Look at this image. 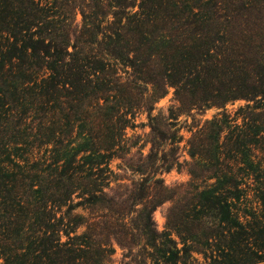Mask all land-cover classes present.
I'll use <instances>...</instances> for the list:
<instances>
[{"label": "trees", "instance_id": "16d2710c", "mask_svg": "<svg viewBox=\"0 0 264 264\" xmlns=\"http://www.w3.org/2000/svg\"><path fill=\"white\" fill-rule=\"evenodd\" d=\"M136 1L0 0L1 264H264V0ZM169 87L180 113L260 102L205 120L174 185L177 132L136 160L125 132ZM115 157L140 178L111 186Z\"/></svg>", "mask_w": 264, "mask_h": 264}, {"label": "rangeland", "instance_id": "374dc122", "mask_svg": "<svg viewBox=\"0 0 264 264\" xmlns=\"http://www.w3.org/2000/svg\"><path fill=\"white\" fill-rule=\"evenodd\" d=\"M138 1L139 0L136 1V5L133 8L134 11L138 9ZM79 20L80 14L77 13V21ZM176 105L177 104L173 99V88L169 87L167 88L166 93L154 102L149 113L145 110L137 111L125 130L126 136L129 138L127 145L131 146L129 149V156H132L134 160L140 159V155L144 157L148 153L150 147L149 140L151 126H157L162 130H174L181 137L177 151L178 160L182 163L180 169L173 168L168 172H163L159 175L166 185L185 183L189 180L185 163L190 162L192 159L187 152V140L205 120L211 119L213 116H216L223 111L230 116H233L236 111H239V108L244 110L246 106H248V109H246L248 111H260V102L253 100L246 101L244 99L227 102L223 108L211 106L202 111H196L193 109L189 113L178 112L176 110ZM150 117L153 119L150 120ZM237 122H241L240 116L237 118ZM109 165L116 177L121 178L117 179V181H112L111 186H115L117 182L130 186L132 182H135L140 178V175L136 172H132L129 169L123 170L119 158H111ZM171 205V201H165L153 211L152 216L159 231H164L165 229V213ZM79 212L83 213L81 209H79ZM172 237L177 239L174 234H172ZM192 255L196 258L194 264L209 263V260H203L201 254L192 253ZM110 258L114 260L115 264H123L125 261H128L127 258H122V250L117 245H114V252L110 255Z\"/></svg>", "mask_w": 264, "mask_h": 264}]
</instances>
